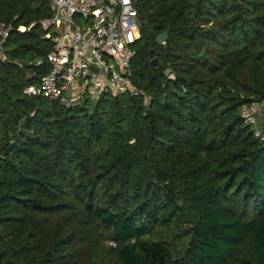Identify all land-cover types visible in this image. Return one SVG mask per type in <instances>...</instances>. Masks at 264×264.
<instances>
[{
	"label": "trees",
	"instance_id": "trees-1",
	"mask_svg": "<svg viewBox=\"0 0 264 264\" xmlns=\"http://www.w3.org/2000/svg\"><path fill=\"white\" fill-rule=\"evenodd\" d=\"M133 5L148 101L66 107L23 95L50 70L51 0H0V264H90L87 233L103 264H264V142L240 115L264 103V0Z\"/></svg>",
	"mask_w": 264,
	"mask_h": 264
},
{
	"label": "built area",
	"instance_id": "built-area-1",
	"mask_svg": "<svg viewBox=\"0 0 264 264\" xmlns=\"http://www.w3.org/2000/svg\"><path fill=\"white\" fill-rule=\"evenodd\" d=\"M51 6L52 16L40 22L53 47L47 56L50 70L38 86L26 87L23 95L56 100L66 107L81 106L102 95L148 101L131 79L132 46L142 25L133 0H51ZM11 31L10 25L0 22L2 62L7 61L3 47ZM41 65L42 61L35 64ZM240 115L255 138L264 142V103H246Z\"/></svg>",
	"mask_w": 264,
	"mask_h": 264
},
{
	"label": "rangeland",
	"instance_id": "rangeland-1",
	"mask_svg": "<svg viewBox=\"0 0 264 264\" xmlns=\"http://www.w3.org/2000/svg\"><path fill=\"white\" fill-rule=\"evenodd\" d=\"M264 122V118L261 120V123ZM186 226L187 224L186 223H183V222H175L173 227H172V230L170 231L171 235L170 237L168 236V241H171L173 243L174 246H176L177 249L179 250H182L184 249V246H183V243L179 240H176L175 237L173 236H178V237H181V236H184V233L185 231H187L188 228H183L182 226ZM105 235L101 236V235H97V236H91L89 235L88 233L85 235L84 237V243L86 245H83L84 246V249H85V255H86V258L88 260H90V264H103V261H102V258L101 256L98 254V253H94L93 252V248L96 246L95 243L100 239L102 240L99 242H102L101 244L104 245V246H110V242L106 239H104Z\"/></svg>",
	"mask_w": 264,
	"mask_h": 264
},
{
	"label": "water",
	"instance_id": "water-1",
	"mask_svg": "<svg viewBox=\"0 0 264 264\" xmlns=\"http://www.w3.org/2000/svg\"><path fill=\"white\" fill-rule=\"evenodd\" d=\"M168 38V31H165L164 33L160 34L157 39H156V43L159 45V46H162L165 44L166 40ZM157 63V61L154 59L152 61V65L155 66Z\"/></svg>",
	"mask_w": 264,
	"mask_h": 264
}]
</instances>
